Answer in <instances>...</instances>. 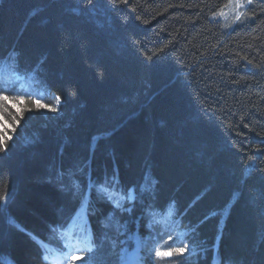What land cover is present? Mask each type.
<instances>
[{"label": "trees", "instance_id": "trees-1", "mask_svg": "<svg viewBox=\"0 0 264 264\" xmlns=\"http://www.w3.org/2000/svg\"><path fill=\"white\" fill-rule=\"evenodd\" d=\"M231 1L0 0V94L59 103L51 123L5 104L0 264H46L89 166L149 191L117 212L126 236L103 227L113 206L92 192L96 247L77 264H115L105 233L133 250L145 205L174 209L194 249L156 264H264V0L229 30L215 16Z\"/></svg>", "mask_w": 264, "mask_h": 264}, {"label": "snow or ice", "instance_id": "snow-or-ice-1", "mask_svg": "<svg viewBox=\"0 0 264 264\" xmlns=\"http://www.w3.org/2000/svg\"><path fill=\"white\" fill-rule=\"evenodd\" d=\"M123 2H127V0H123ZM248 3L251 4L252 0H248ZM237 19H239V17H237ZM17 79H20V77L18 76ZM23 87L24 84L22 83L21 88ZM5 104H12L13 107L24 105L23 109L18 113L21 117L23 111H32L33 107L36 110H55L54 108L41 103L39 99L29 97L28 100H26L23 94L17 93L11 96L0 94V119H3V113L8 111ZM11 119L14 123H19L15 115H12ZM5 137H7L8 140L11 139V136H8L7 132L0 134V151L6 148ZM80 172L83 173V167L80 168ZM87 181V191H84L81 188L79 181H75L72 188L69 189L73 202H78V206L74 210L73 215L68 218L69 222H65L58 226L62 229V235L65 238V246L68 248L70 254L67 264H76L78 259H84L85 253L91 254L96 247L95 239L91 231V224L88 219L90 214H95L96 201L107 202L113 206L108 215L100 223L104 228L115 229L119 236L125 234L127 231V225L120 223L117 212L119 211L122 213L127 211L130 213L132 208H124V203L135 201L143 203L145 200L144 193L149 191L147 185L125 188L120 184L118 174H113L112 176L106 175L103 180L93 179L90 166L87 173ZM93 191H95L96 194V201H93L92 199ZM90 209L92 210L91 213L89 212ZM173 215L174 209L169 210L167 214H160L156 212L154 206L145 205L143 214L137 219L136 224L139 228L140 219L147 218L146 227L150 230L149 238L152 239V232H157V235H162L173 224L179 223V221H174L172 219ZM161 225L164 226L163 229L157 231L158 227ZM73 233H75V236ZM185 235L186 233L183 232L177 233L176 242L168 244L167 250L165 251H162L160 247H155L154 252L156 259L160 260L163 257L183 255L188 250V245L183 243ZM105 237L111 241L113 255L116 258L115 264H145V257L141 255V252L148 247V239H142L138 230L136 233L128 236L129 240L135 242V247L131 251H129L127 247H119L117 250L118 244L124 245L127 243L126 240L117 241L116 239L107 237V233H105ZM168 239L171 240L172 237L169 235ZM156 242L159 243V241ZM77 248L79 249V252L73 251ZM148 259L151 260L150 255ZM91 261L92 256L89 255L86 264H91ZM169 264H171V262H169Z\"/></svg>", "mask_w": 264, "mask_h": 264}, {"label": "rangeland", "instance_id": "rangeland-1", "mask_svg": "<svg viewBox=\"0 0 264 264\" xmlns=\"http://www.w3.org/2000/svg\"><path fill=\"white\" fill-rule=\"evenodd\" d=\"M249 5L250 4L248 3V0H232L227 8H225L217 16H215V19L222 21L224 24H226L229 30H233L241 21L243 13L245 12L246 8ZM237 17H239V19H237ZM17 77H12L11 79L7 81L9 86L11 87V86L18 85L20 89H24V90L28 89L29 86L25 83L26 80L21 76H19L20 79H17ZM22 83L24 84L23 88H21ZM31 98L39 99L41 103L47 105L48 107L54 108L55 110L54 111H48L47 109L36 110L33 107L32 111H26L29 119L34 118L37 115L39 118L37 121L41 123H51V121L58 116V113H59L58 112L59 111L58 102H55L53 100H48L47 97L42 92H39L37 90L32 93ZM23 107L24 105H18L13 108H15L17 111L20 112L23 109ZM5 121L6 120L3 116V119H0V131L2 132H7V130L9 129V124L7 122L5 123ZM133 203L134 202H131V203L125 202L124 208H130ZM163 227H164L163 225L159 226L157 231L163 229ZM144 228L148 232V234L143 235L140 232L139 234L142 239H148V247L141 252V255L145 257V263L146 261H150L152 262V264H156L157 259L155 257L154 248L160 247L162 251L167 250L168 244H172L176 242L177 233H179L180 231H175L171 229L170 227L162 235H157V232H152L153 238L150 239L149 238L150 230L146 227V223L144 224ZM136 229H139V230L141 229L140 221H139V228L137 227V224H136ZM124 235L126 236L127 232H125ZM169 235L172 237L171 240L168 239ZM129 241H131L133 246L135 247V242L133 240H129ZM156 241H159V243H157ZM192 253H194V249L188 245V250L181 256H186ZM68 255H69L68 248L65 246V238L63 237L62 232H59L57 235V238L55 239V244L49 248V254L47 256L46 263L47 264H67L68 258H66L65 256L68 257ZM149 255L151 256V260L148 259ZM177 257L178 256L163 257L160 259V261H171Z\"/></svg>", "mask_w": 264, "mask_h": 264}]
</instances>
